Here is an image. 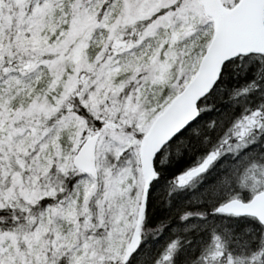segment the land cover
Segmentation results:
<instances>
[{
  "label": "snow or ice",
  "instance_id": "obj_1",
  "mask_svg": "<svg viewBox=\"0 0 264 264\" xmlns=\"http://www.w3.org/2000/svg\"><path fill=\"white\" fill-rule=\"evenodd\" d=\"M0 264H264V0H0Z\"/></svg>",
  "mask_w": 264,
  "mask_h": 264
}]
</instances>
